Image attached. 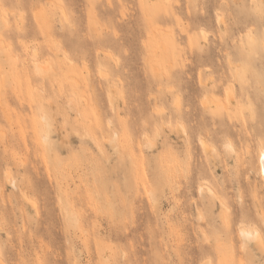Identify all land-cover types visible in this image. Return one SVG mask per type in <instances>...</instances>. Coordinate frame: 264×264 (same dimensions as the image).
Wrapping results in <instances>:
<instances>
[{
    "label": "rangeland",
    "instance_id": "rangeland-1",
    "mask_svg": "<svg viewBox=\"0 0 264 264\" xmlns=\"http://www.w3.org/2000/svg\"><path fill=\"white\" fill-rule=\"evenodd\" d=\"M259 145L264 0H0V264H264Z\"/></svg>",
    "mask_w": 264,
    "mask_h": 264
},
{
    "label": "bare ground",
    "instance_id": "bare-ground-1",
    "mask_svg": "<svg viewBox=\"0 0 264 264\" xmlns=\"http://www.w3.org/2000/svg\"><path fill=\"white\" fill-rule=\"evenodd\" d=\"M220 20V19H219ZM35 62V71L36 72H38V73H41L42 72V68L40 67V65L37 63V61H34ZM42 74V73H41ZM40 74V75H41ZM41 119H43V121L45 122L44 124V126H46V128L45 129H47L46 131H48V129H50L49 128V125L47 124V122L48 121H46V118L45 117H43V115H42V117H41ZM43 126V127H44ZM49 132V131H48ZM49 134H51V132H49ZM51 136V135H50ZM48 140H49V136H48V133H46L45 134V136L43 137V141H45V142H48ZM199 142V141H198ZM204 142V141H203ZM201 140H200V143L199 144H202L201 146H203L204 148H205V143H203ZM49 143V142H48ZM47 143V144H48ZM227 148L228 149H231V146H227ZM257 165H258V174L260 175V178H261V180H262V182L264 183V146L263 145H259V148H258V152H257ZM9 177V176H8ZM11 184H13V182L11 183ZM199 187V191L200 192H204V188H203V185H199L198 186ZM198 191V192H199ZM206 191L208 192H206L207 194H209V195H211L209 192H211V193H214V192H212L208 187H206ZM200 194V193H199ZM212 195H214V194H212ZM215 196V195H214ZM24 199V198H23ZM25 199H26V197H25ZM30 202V201H29ZM219 202V201H218ZM220 203V202H219ZM227 210H228V208H226ZM263 214V213H262ZM262 214H260L261 216H262ZM244 216H245V214H244ZM246 217V216H245ZM237 233H238V236L242 239V241H243V244H245V243H247V242H253L254 240V242H256V240H257V234H258V231L257 230H251V229H249V228H246L245 226H242V223H241V225H239V227H238V230H237ZM258 241V240H257ZM261 241V240H260ZM259 241V242H260ZM260 245V244H259Z\"/></svg>",
    "mask_w": 264,
    "mask_h": 264
}]
</instances>
